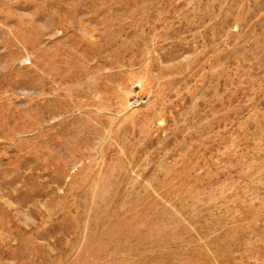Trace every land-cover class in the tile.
<instances>
[{"label":"rangeland","instance_id":"1","mask_svg":"<svg viewBox=\"0 0 264 264\" xmlns=\"http://www.w3.org/2000/svg\"><path fill=\"white\" fill-rule=\"evenodd\" d=\"M0 264H264V0H0Z\"/></svg>","mask_w":264,"mask_h":264}]
</instances>
